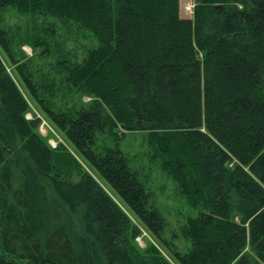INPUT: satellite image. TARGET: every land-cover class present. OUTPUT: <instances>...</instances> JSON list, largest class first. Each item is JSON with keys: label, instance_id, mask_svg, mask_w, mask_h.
<instances>
[{"label": "trees", "instance_id": "obj_1", "mask_svg": "<svg viewBox=\"0 0 264 264\" xmlns=\"http://www.w3.org/2000/svg\"><path fill=\"white\" fill-rule=\"evenodd\" d=\"M8 9L46 20L48 38L60 22L95 41L80 63L56 60L66 84L90 98L58 110L45 97L53 84L0 28L21 86L174 264H264V0H194L190 19L179 0H0V13ZM24 39L52 54L39 37ZM28 110L0 59V264H170L154 245L138 246L98 179L79 164L71 179L75 160L47 143ZM118 127L147 133L150 160L199 209L181 227L185 252L164 238ZM103 134L113 144L97 147Z\"/></svg>", "mask_w": 264, "mask_h": 264}, {"label": "rangeland", "instance_id": "obj_2", "mask_svg": "<svg viewBox=\"0 0 264 264\" xmlns=\"http://www.w3.org/2000/svg\"><path fill=\"white\" fill-rule=\"evenodd\" d=\"M189 2V12L185 11L182 3ZM179 0V14L181 18H191L194 0ZM51 21L50 18L47 21ZM46 20L41 17H31L28 14L17 13L13 9H8L0 13V28L5 30L10 35L13 41V49L16 52V57L22 59L20 52L25 54V60L31 59L36 69V74L48 77V83L53 84L52 95L45 96L48 99L50 106L58 110H73L81 103H86L90 100L86 95L81 94L74 87L66 84L62 75L56 70L57 59H68L73 63H80L86 55L87 49L95 45V41L90 37L84 35L74 25H66L63 23H56L55 34L48 38L45 34L47 27ZM27 37L33 38L31 41H37L38 37L45 43H49L52 48V54L46 57L40 55L42 49L40 46H32L27 42L21 43V40ZM37 37V38H34ZM25 40V39H24ZM34 47V48H33ZM0 59L5 64L9 73L20 85L21 91L29 102V110L25 114L26 119H38L39 125L37 132L46 139L47 143L52 148L63 147L70 153L76 164L71 167V179L76 180L79 175L77 171V164L83 167V170L90 173L94 178L98 179L99 184L111 195V197L119 204L121 209L129 216L134 229H137V237L135 240L138 246L143 250L149 245H154L162 255L163 259L170 264V254L164 250L161 243L153 238L151 234L145 229L143 224L127 209L124 203L118 196L108 188L106 183L97 177L94 172L85 167L82 158L73 151V148L67 142L63 133L60 132L44 115L40 107L28 95L24 87L21 86V81L15 75V67L9 63L4 53L0 50ZM122 128L118 127L117 134L120 135L119 147L126 156L129 167L138 173L140 179L144 182L147 190L151 195V204L155 206L163 217L166 227L164 238L178 251L185 252L189 244L184 241L180 231L181 227L187 222L188 218L196 217L199 209L190 206L185 198L179 194L177 184L171 177L164 173L159 163L155 160H150V150L146 141L147 133L141 131L127 132L122 135ZM112 137L108 134L99 135L97 137L96 146L112 145ZM165 261V262H166ZM168 264V263H167Z\"/></svg>", "mask_w": 264, "mask_h": 264}, {"label": "water", "instance_id": "obj_3", "mask_svg": "<svg viewBox=\"0 0 264 264\" xmlns=\"http://www.w3.org/2000/svg\"><path fill=\"white\" fill-rule=\"evenodd\" d=\"M186 19H190V18H186Z\"/></svg>", "mask_w": 264, "mask_h": 264}]
</instances>
